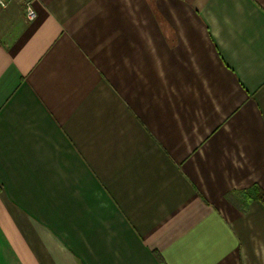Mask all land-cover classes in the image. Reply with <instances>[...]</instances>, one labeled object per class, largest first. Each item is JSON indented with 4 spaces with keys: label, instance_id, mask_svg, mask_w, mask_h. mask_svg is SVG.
Returning a JSON list of instances; mask_svg holds the SVG:
<instances>
[{
    "label": "crops",
    "instance_id": "crops-1",
    "mask_svg": "<svg viewBox=\"0 0 264 264\" xmlns=\"http://www.w3.org/2000/svg\"><path fill=\"white\" fill-rule=\"evenodd\" d=\"M0 7V264H264V0Z\"/></svg>",
    "mask_w": 264,
    "mask_h": 264
},
{
    "label": "built area",
    "instance_id": "built-area-1",
    "mask_svg": "<svg viewBox=\"0 0 264 264\" xmlns=\"http://www.w3.org/2000/svg\"><path fill=\"white\" fill-rule=\"evenodd\" d=\"M10 0H0V7H6ZM24 12L27 20H33L36 16L35 10L31 4V0H24Z\"/></svg>",
    "mask_w": 264,
    "mask_h": 264
}]
</instances>
